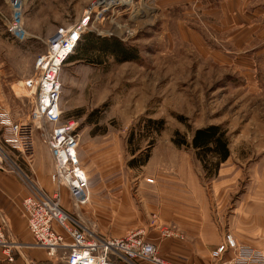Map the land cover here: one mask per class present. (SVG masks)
<instances>
[{
    "label": "rangeland",
    "instance_id": "rangeland-1",
    "mask_svg": "<svg viewBox=\"0 0 264 264\" xmlns=\"http://www.w3.org/2000/svg\"><path fill=\"white\" fill-rule=\"evenodd\" d=\"M20 5L23 38L9 32L13 7L0 0V105L16 120L27 117L33 95L25 82L34 79L36 58L59 28L88 16L84 33L117 38L137 52L136 59L119 62L90 49L61 66L62 119L78 123V157L90 183L89 200L80 206L60 190L73 218L97 235L117 236L122 229L114 223L112 205L129 202L149 212L146 225L138 227L145 233L156 229L164 235L163 228L178 233L151 208L165 199L190 207L195 198L201 206L203 199L225 230L237 229L264 247V15L252 14L264 11V0H21ZM147 118L163 119V128L144 129ZM207 124L223 126L230 150L211 178L191 148L172 142L176 132L189 141L195 128ZM34 138L36 150L47 149L40 129ZM137 145L140 156L128 165ZM6 152L36 186L57 189L49 177L48 185L37 179L38 170L50 166L44 155L33 160V153ZM145 155L146 163L138 166ZM180 173L184 181L198 182L197 197L184 188L181 199L172 183L182 180ZM20 179L28 190L29 181ZM0 254V264L12 263L1 249ZM16 258L21 264H66L59 251L53 258L46 252L29 258L19 250Z\"/></svg>",
    "mask_w": 264,
    "mask_h": 264
},
{
    "label": "built area",
    "instance_id": "built-area-1",
    "mask_svg": "<svg viewBox=\"0 0 264 264\" xmlns=\"http://www.w3.org/2000/svg\"><path fill=\"white\" fill-rule=\"evenodd\" d=\"M10 3L14 22L8 30L23 38V30H18V26L21 27V0H10ZM88 18L84 16L70 27L59 28L47 39L46 51L35 61L34 79L25 82L33 95L26 119L16 120L0 105V171L18 174L31 184L22 199L21 209L34 245L44 249L49 257L53 258L57 251H61L66 264H135L137 260L151 264H177L159 255L157 246L145 240L143 228L120 237L97 235L62 206V188L77 206L85 204L90 196L89 177L78 157V123L73 119H62L59 78L61 66L85 32ZM36 129H40L53 159L49 178L57 189L52 193L36 186L6 152L7 149L19 155H31ZM6 226L5 218L0 215V249L6 260L13 262L21 243L8 238ZM162 233L168 236L178 234L165 228ZM209 256L211 264H264V247L240 243L231 232L224 230L220 242L210 249Z\"/></svg>",
    "mask_w": 264,
    "mask_h": 264
},
{
    "label": "crops",
    "instance_id": "crops-1",
    "mask_svg": "<svg viewBox=\"0 0 264 264\" xmlns=\"http://www.w3.org/2000/svg\"><path fill=\"white\" fill-rule=\"evenodd\" d=\"M252 14L257 18L263 16L264 11L259 9L258 11L255 10ZM33 141V160L38 159L41 153L50 164L48 170L42 171L40 169L37 173L38 181L48 185L47 179L53 169L52 156L48 148L46 150L42 148L36 150L34 133ZM179 176L182 180H178L176 177V181L172 183H174L175 189L178 188L180 190L179 195L181 199H183V194L185 193V191H182L184 188L186 190L185 194L190 195L191 198L194 196L197 197L200 194L198 182H195V180L189 182L184 181L182 173ZM186 179L188 180V174H186ZM27 193L26 186L23 185V182L17 174L0 171V215L6 220V234L9 239L21 243L20 252L23 255L29 258H42L45 254L44 249H40V247L34 245L33 238L27 229L26 219L21 209L22 199ZM192 201L194 205L187 207L171 204L165 199V204L161 203L158 206H154L153 209L151 208L152 212H158L160 221L162 220L165 225L169 223L175 224L179 228V231L177 235L164 236L158 230L152 229L145 233L144 238L148 242L155 244L158 248L159 255L167 261L177 264H211L209 251L220 242L221 234L225 229L214 219V213L205 206L203 199L201 206H199L197 199L194 198L193 200L192 198ZM62 205L70 213L64 203ZM111 211L114 223L122 229L115 237L125 235L132 228L145 226L149 216L148 211L136 210L134 206L132 208L129 202L126 205L115 203L112 205ZM163 223L160 222V224ZM226 230L231 232L240 243L249 244L254 247H257L260 243L256 240L244 238L237 229L231 230L229 228ZM16 259L9 264H21L22 260L19 258ZM143 262L144 264H151L146 261ZM138 263L140 264V262Z\"/></svg>",
    "mask_w": 264,
    "mask_h": 264
},
{
    "label": "trees",
    "instance_id": "trees-1",
    "mask_svg": "<svg viewBox=\"0 0 264 264\" xmlns=\"http://www.w3.org/2000/svg\"><path fill=\"white\" fill-rule=\"evenodd\" d=\"M90 49H95L103 55H110L119 62L137 58V52L130 47H126L117 38H99L92 32H88L80 35L72 53H70L65 62L75 60L79 56V53L81 55L86 54ZM163 125V119L147 118L145 119L144 129H150L154 126V130L159 132L163 128ZM175 134L178 135L179 133L176 132ZM176 135L173 137L172 142L178 146H184L193 150L195 157L200 161L205 177H215L220 164L226 161L230 155L228 136L221 124H207L195 128L189 141L184 136L176 137ZM133 136L134 132L130 131L128 143L131 144ZM152 140L151 138L148 143L149 146L152 145ZM139 149L138 145L131 149L132 158L128 161V165H134V162L140 156L137 154ZM146 161L147 155H145L143 160L137 162V165H144Z\"/></svg>",
    "mask_w": 264,
    "mask_h": 264
},
{
    "label": "bare ground",
    "instance_id": "bare-ground-1",
    "mask_svg": "<svg viewBox=\"0 0 264 264\" xmlns=\"http://www.w3.org/2000/svg\"><path fill=\"white\" fill-rule=\"evenodd\" d=\"M106 2H107V1H106ZM17 16H18V15H17ZM18 18H19V16H18ZM20 25H21V20H20ZM19 28L21 29V27H20V26H18V30H19V32H21V31H22V29L20 30ZM22 32H23V31H22Z\"/></svg>",
    "mask_w": 264,
    "mask_h": 264
}]
</instances>
